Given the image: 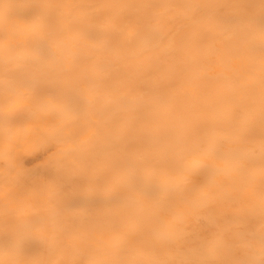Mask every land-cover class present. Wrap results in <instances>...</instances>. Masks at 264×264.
Instances as JSON below:
<instances>
[{
  "label": "snow or ice",
  "instance_id": "6c2138e0",
  "mask_svg": "<svg viewBox=\"0 0 264 264\" xmlns=\"http://www.w3.org/2000/svg\"><path fill=\"white\" fill-rule=\"evenodd\" d=\"M0 129V264H264V0H0Z\"/></svg>",
  "mask_w": 264,
  "mask_h": 264
},
{
  "label": "bare ground",
  "instance_id": "6f19581e",
  "mask_svg": "<svg viewBox=\"0 0 264 264\" xmlns=\"http://www.w3.org/2000/svg\"><path fill=\"white\" fill-rule=\"evenodd\" d=\"M9 2H11V3H24V2H26V0H9ZM208 87H209V89H211L212 86L209 85ZM175 103H180V101L177 100V101H175ZM0 130H2V129H0ZM29 143H30L29 141L23 142L19 145V148L23 147L24 144H29ZM5 163H6L5 158L2 155V147H0V170H3ZM193 179L198 180L199 177H194ZM215 207L216 206L213 207V211H215ZM188 227H189V230H191V231H197L201 228V225L195 223L194 221H190L188 224Z\"/></svg>",
  "mask_w": 264,
  "mask_h": 264
},
{
  "label": "rangeland",
  "instance_id": "374dc122",
  "mask_svg": "<svg viewBox=\"0 0 264 264\" xmlns=\"http://www.w3.org/2000/svg\"><path fill=\"white\" fill-rule=\"evenodd\" d=\"M29 142H30L29 144H24L23 147H20V150L21 151H25V152L27 150H29L32 147L31 141H29ZM29 159H31V157H29ZM33 163L36 164V165H39L41 163V161L40 160H35V161H33Z\"/></svg>",
  "mask_w": 264,
  "mask_h": 264
}]
</instances>
